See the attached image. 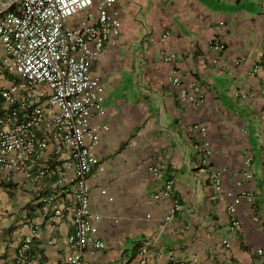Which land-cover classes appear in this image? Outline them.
Wrapping results in <instances>:
<instances>
[{"label": "crops", "instance_id": "obj_1", "mask_svg": "<svg viewBox=\"0 0 264 264\" xmlns=\"http://www.w3.org/2000/svg\"><path fill=\"white\" fill-rule=\"evenodd\" d=\"M114 9L117 45L107 42L91 66L107 85L96 120L108 130L89 179L107 246L86 251L85 264H264V80L252 74L264 56V0H118ZM193 81L204 95L197 106L181 97ZM194 124L207 126L210 167ZM75 208L57 177L0 173V264H15L27 239L31 264H69Z\"/></svg>", "mask_w": 264, "mask_h": 264}, {"label": "built area", "instance_id": "obj_2", "mask_svg": "<svg viewBox=\"0 0 264 264\" xmlns=\"http://www.w3.org/2000/svg\"><path fill=\"white\" fill-rule=\"evenodd\" d=\"M117 1L0 0V173L15 172L32 181L57 177L62 191L72 193L76 208L74 232L68 237L69 264H85L86 251L107 246L99 229L102 216L91 209L89 187L99 162L101 135L108 130L106 123L96 120L103 112L107 85L91 66L107 42L117 45L121 31L114 9ZM95 4L96 15L90 11ZM209 46L226 48L218 38L210 40ZM174 58L172 53L165 54L166 61ZM252 74L264 80V56ZM171 81L179 84L180 78ZM181 97L190 106L204 100L197 81ZM193 129L200 134L201 164L210 167L214 151L207 126L194 124ZM250 161L247 156L246 163ZM213 182L220 190L221 175L214 174ZM172 187L173 181L165 183L166 195ZM101 194L114 199L104 188ZM173 211L166 214V221H171ZM239 225L232 220L233 228ZM30 242L27 239L19 247L15 264H31ZM258 252L264 254L263 249Z\"/></svg>", "mask_w": 264, "mask_h": 264}]
</instances>
